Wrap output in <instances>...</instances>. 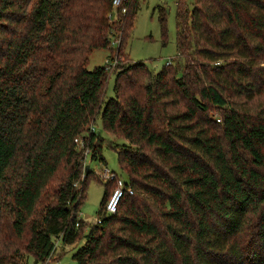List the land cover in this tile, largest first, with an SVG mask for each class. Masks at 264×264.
Wrapping results in <instances>:
<instances>
[{
	"label": "trees",
	"instance_id": "trees-1",
	"mask_svg": "<svg viewBox=\"0 0 264 264\" xmlns=\"http://www.w3.org/2000/svg\"><path fill=\"white\" fill-rule=\"evenodd\" d=\"M139 2L0 0V264L57 239L83 241L74 264H264V0H175L176 63L155 73L125 51ZM95 49L110 63L87 69ZM104 143L132 193L106 214V180L88 224Z\"/></svg>",
	"mask_w": 264,
	"mask_h": 264
},
{
	"label": "rangeland",
	"instance_id": "rangeland-1",
	"mask_svg": "<svg viewBox=\"0 0 264 264\" xmlns=\"http://www.w3.org/2000/svg\"><path fill=\"white\" fill-rule=\"evenodd\" d=\"M191 1L188 0V2ZM161 11L164 12L165 16L164 33L159 23ZM125 51L129 54L131 61L144 62L147 68L154 73L160 70L168 61L175 65V0H140L139 9L135 15L133 29ZM107 63H110L108 50L95 49L89 55L86 67L87 69H92L95 66ZM179 74L180 68L178 69L177 67V75ZM113 83L114 75L109 74L104 86V99L113 97ZM92 127L95 133H99L105 139V142L108 140L117 143L123 142V139L116 138L113 134L103 130L99 116L95 118ZM102 157L104 163L98 160L91 161L89 157L85 159L86 165L91 168L95 177L90 178L88 181L86 198L80 205L78 214L88 224H93L98 217L103 193L102 183L106 181L101 177L104 169L115 172L123 179L125 178L119 168L115 151L106 143L102 147ZM113 188L112 185L108 196L112 193ZM17 241L21 243L20 240ZM82 243L83 241L79 240L72 245H65L57 239L55 240L54 250L48 260L40 263L35 261L33 255L28 254L25 264H74L72 254Z\"/></svg>",
	"mask_w": 264,
	"mask_h": 264
},
{
	"label": "built area",
	"instance_id": "built-area-1",
	"mask_svg": "<svg viewBox=\"0 0 264 264\" xmlns=\"http://www.w3.org/2000/svg\"><path fill=\"white\" fill-rule=\"evenodd\" d=\"M123 0H112V8L116 9L117 7H120V3ZM121 12H124V8H121ZM101 175V174H100ZM101 177L105 180H114V188L112 190V193L108 196L107 200L104 204V212L106 214H113L116 211L117 203L122 194L125 193H132V190L127 188V190L124 188V184L121 179L117 178L115 173L112 171H108L107 169H104ZM96 223L99 222V220L95 221Z\"/></svg>",
	"mask_w": 264,
	"mask_h": 264
},
{
	"label": "water",
	"instance_id": "water-1",
	"mask_svg": "<svg viewBox=\"0 0 264 264\" xmlns=\"http://www.w3.org/2000/svg\"><path fill=\"white\" fill-rule=\"evenodd\" d=\"M86 169L88 168V166L85 167Z\"/></svg>",
	"mask_w": 264,
	"mask_h": 264
}]
</instances>
